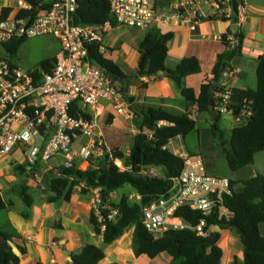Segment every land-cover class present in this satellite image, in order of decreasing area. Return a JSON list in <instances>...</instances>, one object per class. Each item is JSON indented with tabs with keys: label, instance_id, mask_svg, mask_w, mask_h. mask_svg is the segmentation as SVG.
Returning <instances> with one entry per match:
<instances>
[{
	"label": "trees",
	"instance_id": "obj_1",
	"mask_svg": "<svg viewBox=\"0 0 264 264\" xmlns=\"http://www.w3.org/2000/svg\"><path fill=\"white\" fill-rule=\"evenodd\" d=\"M31 11H20L19 16L33 15L37 9H45L49 6L46 0H23ZM11 9L2 8L0 18L6 19ZM74 24L77 26L105 24L112 22L108 5L99 0L80 2L79 7L73 13ZM240 42V34H233ZM171 33L162 34L156 29L146 31L143 40L139 44L140 54L139 68L136 75L150 78L156 77L159 71L172 80L180 90L184 101L189 106H195L197 113L210 114L213 123L210 131L220 145L228 150L225 159L232 172H239L254 163V157L264 152V57L256 61V88L239 90V88L227 89L219 86L218 81L233 56L239 51V45L218 56L212 69L211 77L205 79L196 96L192 88L183 83L185 77L201 73L199 61L189 56L183 58L174 68L169 69L165 60L168 46L171 42ZM25 39H14L8 44H3L6 52L15 55L19 45ZM98 46L89 47V59L114 81L121 84L130 81L133 76H126L120 67L107 58L104 53L98 52ZM54 60L48 59L40 63L44 71L52 68ZM135 76V75H134ZM117 85V84H116ZM117 87V86H116ZM117 89L124 95L127 101V86ZM77 106H75L76 108ZM225 109L236 117H244L245 124L233 127L230 131L229 141H224L222 131L217 128L221 117V110ZM137 133L133 136L128 154L118 149L105 154L107 162H91L85 170L78 169V162L69 167L58 166L46 169L44 163L35 166L16 165L14 170L22 181L14 191L25 206L31 208L33 198L29 195V186L26 179L34 172L44 170L48 180V196L46 202L54 204L60 201L70 202L72 192L79 187L81 195H87L91 190H97L100 198V217L102 221L91 211L88 217L89 225L95 236H102L103 245L107 246L113 241L123 237L126 230L133 228L131 246L135 256H147L154 259L158 255L166 254L172 258L170 264H220L222 250L217 246L219 234L211 231L214 227L220 230L233 229L237 231L243 248V261L235 264H264V237L259 232V225L264 223V174H255L253 177L235 182L231 185L235 188L231 194L222 198L220 213L218 209L213 213H200L181 207L177 215L183 217L191 225H197L201 220L206 222L207 237H199L190 230H169L162 237L154 239L141 225V206L164 196L172 187L173 180L183 170V159L176 155L169 145L177 138L185 139L187 136L198 133L197 122L188 111L174 113L161 107L138 106L136 112ZM90 119L91 116H86ZM189 155H195L187 152ZM105 160V161H106ZM119 162L122 168H117L113 162ZM95 164H98L95 166ZM150 169H159L160 175H151ZM240 185L239 189L236 186ZM129 187L140 200L131 202L129 196L122 194L120 200L115 203L110 199L114 191H123ZM11 202H6L0 195V212L12 208ZM106 207V208H105ZM107 207L118 209L116 220H108ZM27 219L28 214H22ZM105 226L102 230L101 227ZM14 238L20 240L19 235L0 231V264H18L19 256L12 249L10 243ZM21 255L26 254L24 247L16 245ZM105 259L102 248L95 244L87 243L72 255L71 264H99Z\"/></svg>",
	"mask_w": 264,
	"mask_h": 264
},
{
	"label": "built area",
	"instance_id": "obj_2",
	"mask_svg": "<svg viewBox=\"0 0 264 264\" xmlns=\"http://www.w3.org/2000/svg\"><path fill=\"white\" fill-rule=\"evenodd\" d=\"M83 1L89 0H46L47 8L19 16L20 11H31V6L16 0L17 11L6 19L0 18V44L52 35L61 45L47 71L42 67L26 71L0 58V162L18 154L25 166L60 158L58 166L70 168L78 162V169L85 170L93 158L102 155L106 142L97 134L102 103H109L119 116H133L114 81L89 59V47L98 46V52L104 53L106 33L114 28L149 31L160 26L187 27L195 32L204 21L214 20L239 29L248 6V0H99L108 5L113 23L77 26L73 13ZM235 120L243 121L242 117ZM81 137L88 142L77 148ZM177 155L183 159V170L168 193L141 206L140 223L154 239L169 230L183 229L207 237L204 220L191 225L177 215L178 210L186 207L211 214L218 209L223 213L222 198L230 195L235 186L231 179L209 173L200 156ZM99 206L97 191L93 211L102 221ZM107 209V219L116 220L118 209Z\"/></svg>",
	"mask_w": 264,
	"mask_h": 264
},
{
	"label": "crops",
	"instance_id": "obj_3",
	"mask_svg": "<svg viewBox=\"0 0 264 264\" xmlns=\"http://www.w3.org/2000/svg\"><path fill=\"white\" fill-rule=\"evenodd\" d=\"M2 8L11 9L10 14L15 13L17 11L16 0H0V14ZM231 26L232 24L214 20L204 21L196 28L195 32H191L187 27L160 26L155 28L156 30L162 28L164 30L161 32L162 34L171 33L172 35L165 60L169 69H174L183 58L189 56H193L199 61L201 73L187 76L183 80L184 85L192 88L196 96L199 95L200 87L205 79L211 77L218 56L229 50L228 45L230 50L239 45V51L231 58L229 67L219 78V86L227 89L239 88V90L256 88V61L259 57H264V0H248L246 18L241 27L236 30V33L241 36L240 42L233 37V33L230 31ZM122 30L124 36L116 35V32ZM145 33L146 31L125 30L122 27L114 28L104 35L102 45L105 49V56L117 64L124 75L133 76L127 83H116L118 88L127 86L126 96L132 99L131 102L126 100L133 114L131 118L119 116L109 103H102L97 134L105 142L110 140L112 131L116 130L122 134L121 128L127 124L135 123L134 112H136V107L141 105L161 107L174 113L188 111L191 117L199 118L194 119L196 122L200 121L201 115H204H199L195 106H189L184 101L185 98L180 90L168 77L156 75V77L146 78L142 75H136L140 61V54L137 50ZM223 40L228 45H224ZM208 116L211 118L210 120H213L210 114ZM107 121L110 122V125L105 127L104 123ZM178 139L172 141L168 147L174 146ZM173 152L176 155L178 153L176 149ZM22 162V158L18 154H14L6 162H0V165L5 163L6 166V169H4L5 167L0 169V178H6L5 186H0V195L4 201L11 202L13 205L11 209L4 210L6 216L0 221V231L19 235L20 240L14 238L10 243L12 249L19 256L18 264H71L69 258H72V255L76 254L87 243L102 248L105 259L99 264H170L172 258L166 254H160L154 259L147 256H135L131 246L133 235L126 239L124 234L123 237L111 244L103 245V237L95 236L88 222L89 214L92 211L91 203L93 204L97 196L95 190H91L87 195H81L80 189H74L68 203L69 210L61 211L59 216L57 213L60 210L56 209V203L49 204L46 202L49 187L46 188V197L39 198V202L36 203L32 192L37 186L34 182L31 183L30 177L40 171L34 172L28 179L25 178L26 184L29 186V195L33 198V205L31 215L28 214L27 219L23 218L22 214L26 213L20 205L24 203L14 191L15 187L22 183L21 179L17 177L14 167L21 165ZM50 162L44 163L48 170L60 165V162L57 165H50ZM255 174L257 173L237 178L229 177V179L239 182L253 177ZM87 197H89L88 200H86ZM17 204L18 207H15ZM85 223L88 224L87 228ZM84 228L89 234V242L84 240ZM57 230H63V236L60 239L55 237ZM214 231L219 234L217 246L222 250L220 264H235V260L242 262L243 248L237 231L233 229L218 231L216 228ZM259 232L264 237V223L259 225ZM16 245L24 247L26 254L21 255ZM64 251L68 253V256L65 255Z\"/></svg>",
	"mask_w": 264,
	"mask_h": 264
},
{
	"label": "rangeland",
	"instance_id": "obj_4",
	"mask_svg": "<svg viewBox=\"0 0 264 264\" xmlns=\"http://www.w3.org/2000/svg\"><path fill=\"white\" fill-rule=\"evenodd\" d=\"M126 30V28H123ZM158 31L161 33L162 28L158 29ZM124 31H118L116 32V35H123ZM124 36V35H123ZM25 39L18 47L15 55H10L6 52L4 45L0 44V58H3L4 60H7L8 62H12L16 64L18 67H21V69H24L26 71L32 70V69H38L39 65L44 60H54L59 52L60 49V42L54 38L52 35H43L33 38H23ZM8 44V43H7ZM193 119H199L198 117H192ZM244 118V117H243ZM243 121L237 122L235 118L229 113H222L221 117L219 119V122L217 124V128L222 131V137L224 141H229L230 139V131L233 127L236 126H242L244 123ZM211 118L208 116V114L201 115L200 121L198 120V133L191 134L187 136L185 139L179 138L174 146L169 147L172 151L177 150L180 154H185L186 151H190L193 154L200 156L209 171L214 176H220V177H241V176H248L249 174L253 173H259L264 174V152L258 153L254 157V163L239 171L238 173L232 172L226 162L225 159V153L227 152L228 145L223 147L220 145V141L216 140L211 131H210V125L213 123V120H210ZM110 122L107 121L104 123V126H109ZM123 130V133L120 134L118 131L114 130L111 132V138L106 141V150L104 149V152L100 157L93 158V163H98V161L103 162L105 164H109L110 162H107L106 159L110 160V158H107L105 156L106 152L109 153L113 151L114 149H118V151L128 154L130 145L132 144L133 136L137 133L136 124H127L124 126V128H121ZM88 142L87 138L81 137L76 142V147L79 148L80 146L85 145V143ZM177 153V154H178ZM106 160V161H105ZM60 158H55L51 160L50 165H57L58 162H60ZM114 165L117 166V168H122L121 164L117 161L113 162ZM98 164H95L97 166ZM1 167H5V163L0 165ZM3 171V170H2ZM45 171L40 170V172L32 175L30 177L31 183L34 182V184L37 186L35 190L32 192V196L34 198V201L37 203L39 202V198L46 197V191L49 187L48 180L45 177ZM1 172V171H0ZM151 175H160L159 169H150L148 171ZM6 182L5 177L0 178V186L4 187ZM239 187H236V189H239ZM80 189L79 187L75 188ZM122 194H126L129 196V200L131 202H135L138 200L137 195L129 188H125L123 191L119 192H112L110 194V199L112 201H115L117 203L120 200V196ZM48 196V193H47ZM89 197L86 198L88 200ZM92 199V198H91ZM90 199V200H91ZM93 204L91 203V209L93 211ZM18 207V204L17 206ZM20 207L24 210V213L31 215V208H28L24 204L21 203ZM56 209L60 210L57 213V216H59L60 212L63 210H69L68 203L65 202H58L56 203ZM6 214L5 211L0 212V221L5 218ZM57 219V218H56ZM85 227H88V224L85 223ZM86 228H84L83 233L85 234L84 240L85 242H89V234L86 232ZM133 235V228L130 227L125 232V238H131ZM96 242V241H95ZM111 259V258H109Z\"/></svg>",
	"mask_w": 264,
	"mask_h": 264
},
{
	"label": "water",
	"instance_id": "obj_5",
	"mask_svg": "<svg viewBox=\"0 0 264 264\" xmlns=\"http://www.w3.org/2000/svg\"><path fill=\"white\" fill-rule=\"evenodd\" d=\"M236 30H238V28H237V26L236 25H232L231 27H230V31L233 33V34H235L236 33ZM164 74V72L163 71H159L158 72V74H157V76H161V75H163ZM141 76V75H140ZM214 228H216V229H218V231H220V228L219 227H214ZM213 232H215L214 230H213ZM55 237L57 238V239H60L62 236H63V230H57L56 232H55ZM62 244H63V242H62ZM65 252V255L66 256H68V253L66 252V251H64ZM70 260L69 261H71L72 260V258H69Z\"/></svg>",
	"mask_w": 264,
	"mask_h": 264
}]
</instances>
